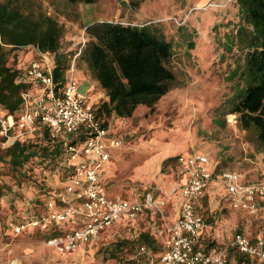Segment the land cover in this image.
<instances>
[{"label":"trees","instance_id":"16d2710c","mask_svg":"<svg viewBox=\"0 0 264 264\" xmlns=\"http://www.w3.org/2000/svg\"><path fill=\"white\" fill-rule=\"evenodd\" d=\"M129 1L135 10L143 0ZM97 2L62 0L69 10L64 15H79L80 5ZM232 2L237 11L222 24L228 27L224 35L215 37L221 63L231 60L222 74L220 66L214 63L230 90L218 110L224 120L228 114H235L236 126L247 133L255 149L254 155H264V0ZM85 32L86 42L78 58L85 61L92 78L105 91V99L96 104L97 118L103 128L107 129L112 116L130 118L141 106L153 110L162 97L184 85L182 73L176 66L179 43L167 38L158 23L96 21L85 26ZM64 34L63 23L42 10L36 11L33 1L0 0V109L5 115L17 118L25 107L22 94L34 88L33 81L24 75L25 64L21 68L18 65L20 49L37 48L52 54L55 81L58 88L65 86L66 73L76 52H62ZM192 37L183 40L189 55L194 48ZM68 137L69 144H78L86 134L83 131L75 138ZM65 141L62 137H52L49 126L40 123L27 140H16L7 147L0 145V211L6 198L12 194L19 196V188L25 184L37 191L30 207L32 218L41 215V210L46 211V203L55 200L61 189L71 182ZM179 157H175V161ZM216 165V172L226 169L221 168L220 163ZM53 174L59 175L63 185H48ZM9 177L17 186L15 191L6 181ZM18 200L20 197L11 202ZM208 238L204 243L206 251L214 243L210 236ZM138 242L139 247L155 248L156 245V240L148 233L140 234ZM141 258L122 259L119 264H141ZM230 260L231 264L258 262L236 250L231 252Z\"/></svg>","mask_w":264,"mask_h":264},{"label":"rangeland","instance_id":"374dc122","mask_svg":"<svg viewBox=\"0 0 264 264\" xmlns=\"http://www.w3.org/2000/svg\"><path fill=\"white\" fill-rule=\"evenodd\" d=\"M31 1L36 11L42 10L56 17L65 26L61 50L64 53L76 52L71 61V64H75V76L83 83L81 91L93 100L105 99V96H102L105 91L92 78L85 61L78 58L81 43L86 39L85 26L88 24L96 21H123L133 24L154 22L158 23L167 38L175 39L179 43L176 66L182 73L184 85L162 97L153 110L141 106L130 118L112 116L108 120V152L111 155V170L115 174L104 183L109 190L118 186L122 189V197L129 199L144 193L162 196L160 201L165 203L162 208L163 215L161 214L162 222L167 226L170 223L166 219L167 210L165 212L164 208L169 198L175 194L174 190H169L168 185L174 181L175 156L180 153L183 152L182 156L187 157L190 155L189 151H200L201 155L210 152L220 161L221 168H241L242 173L252 181L260 179L261 173L264 172L263 153H257L262 157L258 159L257 154L254 155L255 149L247 133L242 135L237 126L229 125L218 110L220 102L230 90L214 63L220 66L222 74L231 60L221 63L215 37L224 35L228 27L222 24L237 11L232 0H143L135 10L122 7V0H98L95 4L80 5L79 15L67 14L69 17L64 15L69 10L63 6L62 0ZM191 35L194 48L189 55L183 40ZM180 36L183 39L179 38ZM34 50L28 48L18 51L20 68L35 55ZM114 139H120L121 146L114 147ZM244 157L250 158L251 161L247 162ZM213 166V161L209 162L208 167L212 169ZM6 181L13 186V191L17 189L10 177ZM63 182L58 174H53L48 180V185L59 186L63 185ZM19 191L21 196L14 197L12 194L3 202L4 207H1L0 264H9L10 261L16 263L17 259L24 262L36 254V251L19 253L16 249L17 236L12 225L32 218L30 207L37 192L27 184L20 187ZM19 197L17 202H11ZM211 208V212L206 213L208 216H202L207 219V236L217 237L218 242H214L218 247H226L237 232L255 237L264 228V219L242 215L240 211L228 207L227 203L219 205L216 201V205ZM46 212L47 206L45 212L41 210L42 214ZM255 218L257 227L249 229L242 226V223L253 222ZM125 233L131 239H135L137 235L135 231H126L123 234ZM251 233L252 235H249ZM116 235L84 256L69 260L65 264H119L118 259L108 257L105 252L109 243L117 238ZM40 239L42 247L49 248L42 240L44 238ZM135 248L130 250V256L142 257L141 264H151L152 261L159 264V252L151 254L150 258L147 254H140ZM50 264L64 263L51 261Z\"/></svg>","mask_w":264,"mask_h":264},{"label":"built area","instance_id":"2783aa9c","mask_svg":"<svg viewBox=\"0 0 264 264\" xmlns=\"http://www.w3.org/2000/svg\"><path fill=\"white\" fill-rule=\"evenodd\" d=\"M85 42L83 39L81 49ZM41 53L39 58L27 61L23 67L27 80L34 83L33 90L22 94L23 112L15 118L0 110V145L7 147L16 140H27L35 133L38 124H46L52 137L66 140L67 164L71 167L72 176L71 182L57 194L56 199L47 203L46 213L13 224V231L20 234L28 228H35L51 232L69 220H81L80 228L52 234L45 241L47 247L65 254L99 239L121 218L134 217L149 209H156L163 215L165 203L157 201L152 193H147L142 199L108 198L101 172L111 159L108 152L110 135L97 118L96 104L100 100L93 102L81 91L74 63L67 70L65 86L58 88L53 62L49 59L52 54L48 56L50 53L45 52L48 55L44 56L45 53ZM226 120L229 125L236 126L235 114H228ZM83 131L86 137L81 143H68V136L75 138ZM112 144L119 147L122 142L114 139ZM178 162L181 168V213L177 221L165 228L159 264H231L233 250L264 262V228L255 237L237 232L226 247H211L206 251L202 240L205 219L197 211L208 185L220 182L233 210L257 217L264 201V172L257 182L247 183L242 174L233 170L212 172L208 167V157L199 153L180 156ZM140 252L147 253V249L141 247ZM9 264L15 263L10 261Z\"/></svg>","mask_w":264,"mask_h":264},{"label":"crops","instance_id":"0c3cea01","mask_svg":"<svg viewBox=\"0 0 264 264\" xmlns=\"http://www.w3.org/2000/svg\"><path fill=\"white\" fill-rule=\"evenodd\" d=\"M25 50L26 49L24 48L23 51H25ZM35 50H34L35 55H33L31 59L36 58V56L40 57L42 54L36 48H35ZM43 55L47 56L48 54L45 53ZM50 55L51 54H49L48 56H50ZM49 59L52 60V62H53V59H54L53 55H51ZM41 60H42V62L46 63L45 60H43V59H41ZM82 84L83 83H80L81 86H82ZM102 96L103 97L106 96L105 93H103ZM102 96L100 98H102ZM91 100L93 102L97 101L96 99L93 100L92 98H91ZM243 134H246V133L242 132V135ZM189 152H190V155H192L194 153H200V151H195V152L189 151ZM182 154H183V152L180 153L179 156H182ZM203 155L208 157L209 162L214 161L213 162L214 166L211 169L212 172L219 173V172H216V167H217L216 164H219L220 161L216 160L217 158L214 156V154L209 152V154H207V155L203 154ZM179 156H175V157H179ZM256 156L258 159L262 158V157H260V154H257ZM263 158H264V156H263ZM244 159L247 162L251 161L250 158L244 157ZM111 165H112V162L110 159V161L107 164H105V166L101 172V180L103 183H106L105 182L106 179L113 178L115 176L114 172H112V170H111V168H112ZM174 167H175L174 181H173V183L171 182L168 186L170 188L169 190L172 189L175 191V194L169 198V200L167 201V204L164 208L165 212L167 210V218L166 219L168 220V222L170 224L174 223L175 221H177L179 219L180 213H181V205H182V194L180 191L181 177L179 175L180 164L178 161H175ZM223 170H226V169H223ZM233 171H236V172L242 174V176L244 177V182H247V183L252 182V180L250 178H248L246 174L242 173L241 168H234ZM121 190L122 189L118 186H115L113 190L112 189L109 190L106 187V194H107L108 198H110L112 200H127V199H129L126 197H122L123 194H121ZM144 196H145V193L137 195L136 198L142 199ZM154 196H155V199L157 201H160L162 199V196H160V195L159 196L154 195ZM128 197H129V195H128ZM216 201L219 203V205L227 203L228 207L230 206L229 200L227 199L225 188L220 182H212L208 185L206 192H205V196L203 197V199L200 200V202L197 205L198 213H200L201 215L205 214V217L208 216V215H206V213L211 212V210H212L211 207L213 205H216ZM241 213H243V212H241ZM242 215L247 216L246 213H243ZM259 215L260 216L256 217L257 219L258 218L264 219V201L261 202ZM256 218L254 219L253 222L252 221L247 222V224L242 223V226H244L245 228H249V229L253 228V226L257 227L255 225ZM162 220H163V217H162L161 213L159 211H157L156 209L146 210L144 213L138 214L134 217L121 218V219L117 220L110 228L106 229L102 233V235L99 239H95V240L91 241L90 243L84 244L80 249H76L70 253H65V254H60L52 248L42 247V244H41L42 241H41L40 237H43L44 239H42V240L46 241V239L49 236H51L54 232L59 234L62 231H69V230H75L77 228H80L82 226L81 220H69V221L63 223L62 225H59L58 228H56L55 230H53L51 232H43V231L37 230L35 228H28L27 230L21 232L20 234H16L14 232V234L17 236L16 249L19 253H21V252H25V253L33 252L34 253L36 251V254L32 258H30V259L27 258V259H25L24 262H21L19 259H17L15 264H50L51 261H53V262L61 261L65 264L69 260H73V259L84 256L88 251L93 250L94 248L103 244V242L108 241L110 239V237H112L116 234H117L116 235L117 238L112 243H109L108 247L105 248V252H106V255L108 257L118 259V260L123 259L125 261L137 259L136 257L130 256V254H131L130 250L133 249V247H136L135 249L139 250L140 254H145V255L147 254L151 258V256H152L151 254H153L155 252H159L161 254L162 241H163L162 232L164 233L165 228H166L165 222L163 223ZM207 228L208 227L205 225V229H204V232L202 235V238L204 239V241H203L204 243H205V239L206 240L209 239L207 236V234H208ZM126 231H129V232L135 231L137 233L135 239L128 238L126 233L123 234ZM142 233H148L149 235H151L156 240L155 248L145 247V249H147V253H141L140 252L141 247H139L138 237ZM249 235H252V233ZM210 238H212V237L210 236ZM216 238L217 237H213L212 241L216 242L217 241ZM215 242L212 244L211 247L220 248V247H218L219 245L216 244ZM160 254H159V256H160ZM34 257H36V258L33 259ZM36 259H37V261H34Z\"/></svg>","mask_w":264,"mask_h":264},{"label":"water","instance_id":"95a60500","mask_svg":"<svg viewBox=\"0 0 264 264\" xmlns=\"http://www.w3.org/2000/svg\"><path fill=\"white\" fill-rule=\"evenodd\" d=\"M120 5L122 7H124V8H126V9H128V10H131L132 9L131 5L129 4V2L127 0H122L120 2Z\"/></svg>","mask_w":264,"mask_h":264}]
</instances>
